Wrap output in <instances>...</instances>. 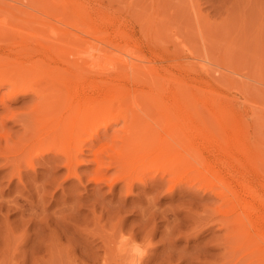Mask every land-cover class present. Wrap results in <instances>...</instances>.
I'll use <instances>...</instances> for the list:
<instances>
[{"label":"rangeland","instance_id":"374dc122","mask_svg":"<svg viewBox=\"0 0 264 264\" xmlns=\"http://www.w3.org/2000/svg\"><path fill=\"white\" fill-rule=\"evenodd\" d=\"M90 10L113 19L99 25L112 40L101 48V42L94 40L97 50L91 48L89 27L78 20ZM63 38L69 39L67 50L72 54L62 49ZM84 43L91 48L86 52L90 58L85 52L80 58L78 51L72 57L71 45L81 48ZM86 57L97 64L100 59L106 67L101 72L86 59L93 70L89 94L95 100L90 106L103 104L104 92L98 93L102 90L97 87L101 79L122 66L129 75L127 89L120 91L111 84L110 93L106 91L112 104L104 116L111 128L109 136L101 134L104 120L100 119L90 127L100 126V132L89 128L88 136L86 132L61 134L51 145L54 140L45 136L48 122L42 119V111H34L39 93L45 90L41 93L51 95L54 80L61 77L56 70L73 71L68 64L83 65ZM181 75L189 93L182 106L188 127L207 133L196 142L209 140L212 146L234 151L233 156L245 161L234 169L238 175L264 183V0H0V264H125L121 258L126 249L134 250L141 264H264V240H251L246 232L226 227L225 210L230 204L219 195L222 185L212 175L195 165L169 175L162 162L140 156L125 166L117 163L131 150L123 139L128 131L136 132L138 127L143 129L137 133L163 132L167 113L170 120L171 116L177 119L179 112H165L161 105L163 112L140 95L156 92L152 81H160L157 88L162 86L159 91L170 96L174 87L177 90L174 79ZM34 87L43 89L38 96ZM126 90L133 95L127 98ZM118 93H123L121 99L113 100ZM51 97L58 114L70 113L67 100ZM135 97L141 99L136 105ZM81 145L84 163L76 165L73 173L65 166L63 154ZM244 147L248 150L237 152ZM95 153L106 159L101 157L105 164L114 161L106 172L109 179L119 173L125 180L112 185L108 179L98 182ZM206 155L213 158L209 152ZM219 156L232 160L221 151ZM253 158L261 161L258 168L248 161ZM220 170L225 175L230 172L226 167ZM126 182L132 183L130 191Z\"/></svg>","mask_w":264,"mask_h":264},{"label":"bare ground","instance_id":"6f19581e","mask_svg":"<svg viewBox=\"0 0 264 264\" xmlns=\"http://www.w3.org/2000/svg\"><path fill=\"white\" fill-rule=\"evenodd\" d=\"M78 20H81L80 23L83 22L89 27L90 31H88V33L90 34V37L93 38V40L90 41L91 44L93 43L94 40H98L96 43H99V45H100V42H101V45H100V48H101V47H105V45L108 42L111 43L112 38L110 37V35H108L107 31L106 30L103 31V29L100 26L103 25V24L111 22L113 20L112 18H109L105 14L104 15H100L99 12L90 10V12L86 13L84 18L82 17V19H78ZM74 22H76V21L74 20ZM65 39L63 38L64 41H65ZM88 39L90 40L91 38H88ZM63 40L61 39L60 41L62 42ZM66 41L68 42L69 39L66 40ZM65 42H62L65 45L64 46L62 44V49L63 50L66 49V50H64V52L66 51L68 53L69 52L68 51L69 50L68 44L70 43V41H69L68 44H67V42L66 43ZM85 42H86V40H85ZM94 43H95V41H94ZM96 43L94 45L92 44V46H91L92 49H96V48L98 49L99 48V46L96 45ZM84 44H85V46L82 45L81 48H77V47H80V46L72 44L74 47L77 46V47H75L76 49L75 48L73 49L72 45L70 44L71 45L70 51L72 49V51L75 52V55L72 56V57H76V51H78L77 52V56H80L78 54H81L82 57L80 56V58L85 57L83 55V53L85 52V55H86V52H88V50H90L91 48H90V46H88V45H90L88 42H87L88 45H86V43H84ZM47 48L46 49L48 51H49V48H50V50L52 49L51 47H47ZM59 48H61V46H59ZM56 49H58V48H56ZM99 50H100V52H99ZM99 50H98L99 53L103 52V50L102 51H101V49H99ZM105 50H106V48H105ZM59 51H61V50H59ZM94 51L95 50H93V51L91 50V52H93V54H95ZM64 52L62 51L59 54H62ZM69 53L72 54V52H69ZM102 54L103 55L105 54L107 56V54L104 53V52ZM96 55L99 56L98 54H96ZM100 56L102 57V55H100ZM67 57H69V56H67ZM87 57L90 58L89 56H87ZM87 57L82 59L81 61H85V63L87 64V60H86V59H88ZM77 58L78 59H75V58L74 59L77 60V61L78 60L80 61L79 57H77ZM91 59L90 60L88 59V60L91 62L93 60V59L92 60ZM68 60L69 59L67 58V60H66L67 64H68V62L71 61V59H70V61H68ZM77 61L76 62L71 61L72 63H74L73 65L71 63L68 64V65L73 66V68L70 66V68H72L73 71H70L71 69L70 70H67V69L65 70V68H68V67H62V68L60 67V68H58L56 70L61 75V77H58L56 80H54L55 84H54V86H53V88H52V90L50 92L51 95H48L49 92L46 93V94H42V93H45V90H43L42 88L41 89H37L38 87H36V88L34 87V89H36L35 91L37 93L36 96H38V93L41 90L44 91V92L41 91L42 93L41 92L39 93V97H40V99L38 101L39 103L36 104V106H34V107H36V108H34V111L36 112V111L39 110V111L43 112L44 116L42 114V116H43L42 119H44L45 121L47 120L48 123L47 124L45 123V125H48V127H49L48 128L49 130L46 132L45 136L46 137L49 136V138L51 137L54 140V142L52 141L53 143L51 145H53L56 142V140L58 139V136H60L61 134L64 135V134H70V133L86 132V131H88V129L90 127H92L100 119L104 120L103 122L100 120V122H102V126L101 127L103 128V131L101 132V134H103V135L109 134L108 130L111 129V128H109V123L107 121V118L105 120L104 116L108 113V112L106 113L107 106H110L112 104L107 100L109 94L106 93V91H109V93H110L111 84H116L119 87L120 91H122L121 89L124 86L126 87V85H127V84L125 85V81H126V77H128L129 75L127 76L122 71V69H121L123 67L122 66V67L119 68L120 70H118L115 74H113V76L106 75V76H108V79H105L104 77H102L104 79H101L99 84L96 82L98 84L97 85L98 90L99 89L102 90L100 92L98 91V93H101V92L103 93L104 92V95L102 94L103 95L102 97L104 98V100L102 101L100 99L103 102V104H100L101 103L100 102L99 103L100 105L98 107L90 106L91 105L90 103H92V99L95 100L90 95L91 93L89 94V91H91L90 89H92V84L93 83L91 82V80L88 77L90 76V74L92 73L93 70H92V67H90V64H87V66L83 67V65L85 63H83V65L81 63H78V65H77V64H75V63H77ZM92 62H91L92 66L96 67L97 69H99V71H100L101 68L103 70L106 68L104 66L105 62L103 61L104 62V64H103L102 62H100V59H99V63L98 64H97V60H95V59H94V62L93 63ZM80 64L82 66H80ZM102 69H101V72H102ZM105 73L103 72V74H105ZM178 78L174 79L176 82L174 80H172V81H174L176 83V85H177L176 89L177 90H174L175 87L173 88V91L171 90L172 88L171 89L168 88V91L169 90H170V92L172 91L170 93V96L169 95L167 96L168 92L165 93L164 91H161V92L159 91V90L163 89V88H161L162 86L161 87L158 86L159 89L157 88V85H159L160 81H152L154 86H156L155 87L156 88V92H153V90L150 91V90L147 89L149 92L142 93L140 95V96L145 95L146 96L145 100L148 99V101H150V102L152 100V102L156 103L159 107L161 105H165L164 106V109L166 110L165 112H167V110L168 111L169 110H172V111L175 110V112H174L175 114H176V112H179L178 116L176 115L177 119H175L174 116L173 117L171 116V120H170L169 119L170 117H168V114L170 115V113H167V115H166L167 119H166V116H163L167 120V122H166V120H164L166 123L163 124L164 127L162 126L163 127V132H158V131H153V130L150 131V130L144 129L146 131L144 133H140V132H142L141 130L143 128L142 129H138V127H137V131L136 132L134 130L131 131V132L128 131L127 134H129V135H127V136H129V137H127L126 134L124 133L125 137L123 139L125 141H128L129 144H127V146L130 147L129 149H131V150H127L125 155L122 156V161H120V162L118 161L117 163L120 166H125V164L128 165V164L133 163L132 160L136 156H140L141 159H145L146 160V158H150V159H153L155 161L162 162L164 164V167L166 166L165 169L168 171L167 173L169 175H172V174H175V173H179L178 170L181 171V172H185L190 167L192 168V166H194V165L196 166L197 170H202L203 169L201 172L205 171V172L209 173L210 175H212L215 178V181L219 182V184L221 183L222 186H221V189H219V195H221L224 203L230 204L229 209L225 210V212L227 213V219H226V222H225L226 227L228 229L231 228L230 229L231 232H236V233H241V232L245 233L246 232L247 233L246 235H248V237L251 240H252V238H256V237L261 238L262 240H264V217H262V216H264V213H262V211L261 212L258 211L259 209H264V190H262V191L260 190V187H261V189L264 188V183L261 182V183H259L260 184L259 185L258 183L250 182L243 175L242 176L238 175V171L237 170L235 171L234 169H236L238 166L239 167H243L245 165V161H243L242 159H240V158H238L236 156H233V154L235 153L234 151L226 150L220 144L212 146V144H209V142H208L209 140H202V142H199V141L196 142L195 139H199V138L201 139L204 135L206 136L207 133H206V131L204 129H199V128H197L196 130L191 129V131H190V129H189L190 126L188 127L189 124H187V121H186V119H187L186 118V114L184 113V110H183V107H182V106L186 105L184 102L187 100V98L189 96L188 88H186L187 87V80H185V77H184V80H183V76L181 77L182 79L181 78L178 79ZM139 79H141V78H139ZM76 80H79V81H76ZM143 80L144 79H141L139 81H143ZM147 81L148 80H145L146 83H147ZM149 82L151 83V81H148V85H149ZM137 84H139V83H137ZM153 84H150V85L152 86ZM166 84H169V83H166ZM143 85H145V84H143ZM169 85L171 86V84H169ZM137 86H135V87H137ZM166 86L167 85H165L164 88H166ZM29 88H31V86ZM32 88H33V86H32ZM125 89H127V87ZM128 89H129V87H128ZM130 89H132V88H130ZM133 89L135 91H137V88L136 89L133 88ZM143 89L146 90V88H144V87H143ZM151 89H153V88H151ZM47 91H49V90H47ZM126 91H127V93H129L128 90H126ZM127 93L125 92L126 97L127 96L131 97L130 93H132V91L129 93V95ZM137 93H138V91H137ZM122 95H123V93L122 94L118 93L116 96H114L113 100H115V101L120 100ZM131 95H133V93ZM137 95H139V94H137ZM49 96H52L51 97L52 99L59 100L60 102H61V100H63V101L67 100L68 103H66V102L65 103H66V107L68 105L70 113L69 114L65 113L63 115H68V116H64V118H63L62 117L63 115L61 116L60 112H59V114L57 113V111L54 109V106H55L54 105V100L50 101L49 100ZM134 96L132 97L133 100H131V101H134ZM93 97H95V96H93ZM123 97L125 98V96H123ZM136 98L137 97H135V99ZM137 99H136V103L135 102L133 103L134 105L138 104L137 103L138 101H141L140 98H139L140 100H137ZM176 99H177L178 102L175 101ZM127 100L129 101V99H127ZM127 100L125 98V101H127ZM60 102L58 103V106H61ZM55 104H56V102H55ZM58 106L56 105L57 108H58ZM62 106H61V108H62ZM137 106H139V105H137ZM66 107H64V108H66ZM162 107H160V108L164 112ZM61 108H60V110H61ZM58 110H59V108H58ZM50 111H51V113H49ZM64 111L65 112L68 111L67 108ZM61 113H62V111H61ZM35 114H37L39 116V113H35ZM38 116H37V118H39ZM126 118L127 117H125V119ZM128 118H130V117L128 116ZM132 118H133V121H134V117H131L130 121H132ZM140 118H141V116H140ZM172 119H174L175 121L173 120V122H172ZM108 120L112 122L111 119H108ZM168 120L171 121V122L168 123ZM135 122H136V120H135ZM133 124H134V122H133ZM138 124L141 125L140 122ZM95 126H97V124ZM132 126H134V125H131V127ZM129 127H130V124H129ZM133 128H135V126L132 127V129ZM177 128H178V130L175 131ZM90 129H92V128H90ZM124 130H127V129H124ZM138 130L140 131L139 133H137ZM92 131L95 132V133L96 132H100L101 131L100 126L99 127L97 126V127L93 128ZM114 131L115 130H113V132ZM42 132H43V130H42ZM87 133L88 132H86V136H88ZM95 133H93V134H95ZM114 133H116V132H114ZM44 134H45V132H44ZM98 134L100 135V133H98ZM98 134H96V135L98 136ZM89 135H91V134H89ZM92 136H94V135H92ZM107 136H109V135H107ZM60 138H62V136ZM106 138L107 137H105V139ZM125 138L126 139L128 138V139L126 140ZM38 139H40V138H38ZM92 139H94V138H92ZM47 141H48V139H47ZM86 141H85V143H86ZM41 142H43V141H41ZM57 143H59V142H57ZM124 143H126V142H124ZM31 144H33V143H31ZM93 144H94V142H93ZM84 145L78 146L77 148H70V149H68V153H66L67 150L65 151V154H63L64 151L62 152V154L65 156L64 157L65 166L68 168L69 171H73V173H74V167L76 165L84 163L82 161V158H81V154L83 153ZM91 145H89V146H91ZM121 147H123V146H121ZM50 149H52V148H50ZM57 149H59L58 146H57ZM90 150H91V148H90ZM121 150H119V151H121ZM247 150L248 149L244 147L240 151L239 150L238 151L236 150V151L237 152H242V151L244 152V151H247ZM61 151H59V152H61ZM219 151L224 152V156L225 155L231 156L232 160L227 161L222 156L220 157L219 156ZM204 152H206V154H208V152H209L210 154L213 155L212 156L213 158L210 159L209 158L210 156L208 157L206 154H204ZM114 153H115V151H114ZM120 154H118V155H120ZM83 155H85V153ZM27 156H29V155H27ZM95 156H96V153H95ZM30 157L31 156H29V159H30ZM54 157L55 156H53L52 158H54ZM96 157H97L96 158V162H97L96 172L98 174L97 175V181L98 182H101L102 180L108 179V180L111 181L110 185H112L113 181H116V180L119 181L120 179L125 180L126 176H123V175H121L119 173H118L119 176L117 174L113 178L109 179L110 177L106 174V172L108 170H110V168L112 167V164L114 163V161H113V163L109 162V163L105 164V161L102 160V158H103L102 156L97 155ZM110 157H112V156H110ZM103 159L106 160L105 158H103ZM253 159L256 160V161H254V160H248V161L250 163L254 164L255 165L254 167L258 168V166H259L258 162H261V161H259L258 158H256V159L253 158ZM31 160L32 159H30V161ZM54 160L55 159H53V161ZM135 161L136 160H134V162ZM262 162H264V161H262ZM117 166L118 165L115 164L113 166V168H115ZM32 167H33V165H32ZM164 167H163V169H164ZM217 167H219V168H217ZM220 167H226L227 169H229V171L231 173L229 172L228 175H225L223 173V171L220 170ZM131 169L132 168H130V170ZM18 171H19V169H18ZM94 171H95V169H94ZM143 171H145V170H143ZM10 173H11V171H10ZM165 173H166V171H165ZM71 174H72V172H71ZM138 174H140V172ZM138 174H137V176H139ZM17 175H19V174H17ZM68 176H70V175H68ZM144 176L147 177L146 174ZM163 177H165V176H163ZM173 177H174V175H173ZM142 178H143V176H142ZM178 178H179V176H178ZM231 178H233V180H231ZM156 179H157V177H156ZM170 179H172V178H170ZM138 180H140V178H138ZM126 186H127V190L128 191H130L132 189V183H127ZM222 187H224V188H222ZM173 191H175V190H173ZM184 192H185V190H184ZM165 193H167V192H165ZM174 195H176V194H174ZM181 195H183V194H181ZM170 197H172V195ZM258 212H259V214H258ZM260 215H262V216H260ZM259 216L262 217V219ZM256 217L257 218L259 217L260 220H258L259 218L257 219ZM207 228H209V227H207ZM252 230L255 232V234H253ZM210 231H212V230H210ZM247 241H248V239H247ZM123 242H124V240H123ZM122 245H124V244L122 243ZM119 248H120V246H119ZM133 248H134V246H133ZM128 249H129V247H128ZM119 250H117V252ZM142 251L144 253L143 249H142ZM142 251H140V253ZM122 253H124V254L126 253V255L121 258L122 260L124 259L122 263H125V264H141L140 263V257L136 256V253H135L134 250H127L126 249V251L122 252ZM137 253H139V252H137Z\"/></svg>","mask_w":264,"mask_h":264}]
</instances>
